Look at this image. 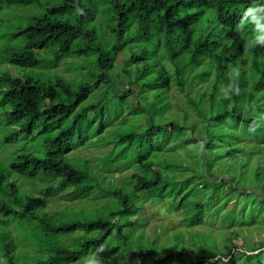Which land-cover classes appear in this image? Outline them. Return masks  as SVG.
<instances>
[{
	"label": "trees",
	"instance_id": "1",
	"mask_svg": "<svg viewBox=\"0 0 264 264\" xmlns=\"http://www.w3.org/2000/svg\"><path fill=\"white\" fill-rule=\"evenodd\" d=\"M6 1L27 4L36 0ZM80 2L59 0L55 6L60 10L25 24L24 48L9 51L7 57L18 76L12 78L7 72L0 80V117L10 122L12 130L1 129L0 123V260L31 264L29 253L37 248L31 252L37 257L34 264H78L114 239L138 250L139 257L150 253V264H160L164 258L178 264H264V235L250 238L252 247L235 243L239 235L228 233L220 237L197 233L186 239L176 231L162 245L157 240L144 242V236L138 235L147 244H136L139 247H134L133 239L135 232L142 231L138 214L149 199H170V210L184 209L188 230L203 226L212 205L218 224L248 223L245 208L251 201L238 208L244 191L237 187L233 174L239 164L241 172L254 166L253 155L264 151L260 150L264 147V44L245 48L261 34L253 19L264 17V0H112L113 36L103 39L91 25L95 10L85 15L81 9L76 23L65 18L66 10L72 11ZM248 11L254 17L246 15ZM81 42L96 52L101 74L95 75V83L75 88L67 80L46 82L25 73L43 59L52 57V63L59 65L87 55ZM42 50L50 52L46 56L37 53ZM121 75L133 78L127 87L118 81ZM193 83L209 89L193 92ZM174 91L185 99L187 110H193L195 120L186 110L171 111ZM40 121L44 132L61 125L57 136L46 143L54 150L22 152L17 141L33 138ZM14 130H21L22 136ZM81 146L106 148L104 161L119 169L123 161L134 165L133 186L105 190L88 160L68 156ZM10 147L17 152L12 158L6 151ZM71 158L86 161L87 167L79 168ZM263 161H256V171H261ZM219 162L225 165L224 172L214 171ZM110 168L103 166L105 171ZM39 174L60 178L59 190L71 188L73 199L88 198L94 191L109 199L90 221L74 220L64 211L57 216L58 212L45 207L41 195L25 192L15 178L29 181ZM195 181L200 182L198 190ZM204 194L209 200L199 201ZM226 213L230 224L224 220ZM4 219L29 222L36 230L32 240L18 244L12 228L1 223ZM64 239L72 246L64 244ZM223 240L229 242L224 251L218 247ZM167 243L164 256L161 247ZM19 245L25 247L23 253ZM19 252L26 257L23 263Z\"/></svg>",
	"mask_w": 264,
	"mask_h": 264
},
{
	"label": "rangeland",
	"instance_id": "2",
	"mask_svg": "<svg viewBox=\"0 0 264 264\" xmlns=\"http://www.w3.org/2000/svg\"><path fill=\"white\" fill-rule=\"evenodd\" d=\"M90 3L89 0H81L80 5H77L75 9L72 11L66 10L65 18L69 19L72 23L78 22L80 19V11L83 9V12L88 14L91 11L95 10L97 12L96 19L94 24L97 27L99 35L103 39V36L111 37L113 36L112 32V0H93ZM59 4V0H40V1H32L27 4L23 3H8L6 0H0V80H3L7 72L12 74V78L18 76L16 69L12 67L11 58H7L9 51H19L24 48V34L23 29L25 24H28L29 21L32 19L39 17L49 11H58L55 5ZM57 8V9H56ZM116 25V24H115ZM114 25V26H115ZM104 26V28H102ZM102 28V31H101ZM81 50L83 49L87 55L84 56H75L70 59L63 61L59 65H54L52 63V57L43 59L44 61L35 67H31L25 70V73L34 74L40 77L43 81L46 82H55L57 80H67L73 85L75 88H79L78 86L82 83H95L97 81L98 74H101L98 62H97V55L96 52L93 51L91 48L87 46V44L82 43L79 45ZM37 51L38 54L42 56H46L49 52H44L45 50ZM53 54V53H52ZM123 64L124 59L120 60ZM121 68H124L121 65ZM121 73V72H120ZM121 86L124 85L125 87L130 84L133 80L132 77L125 78L121 75L118 78ZM8 80L4 81L3 84L6 86ZM117 83V80H116ZM1 84L2 91L5 90V87ZM120 86V85H118ZM123 87V86H122ZM193 92L200 91L204 93L209 89V87L201 84H192ZM100 91L97 92L92 99L97 98ZM175 98L171 100L172 103V112L178 111L182 112L184 110L188 111L190 117L192 119H196L193 110H187V104L185 99L182 97L181 94L176 93L174 91ZM3 94L0 93V100L2 99ZM90 99V100H92ZM179 115V114H178ZM175 115V116H178ZM182 116V113H180ZM0 123L2 124V128L9 127L11 130L10 122L6 119L0 117ZM19 125H21L19 123ZM44 122L40 121L37 125L35 134L33 138L26 139L25 137H20L17 141L22 152L28 154H41L47 153L49 151H53L54 148L50 147L48 144L46 145L47 141L53 139L57 136V134L61 131V125H52L49 132L43 131ZM227 127V126H225ZM16 132L19 136H22L21 130H14L12 133ZM179 141V140H177ZM27 144L25 145V143ZM173 145V144H172ZM242 145L245 146L246 144L242 142ZM260 150H263V146ZM250 148V147H246ZM257 148V146L252 147ZM6 151L8 152V158L14 157V154L17 152L14 151L13 147L7 148ZM107 149L102 147L97 148H86L81 146L78 149L71 151L68 156L71 157L78 156L83 157L89 161V166L92 173L98 172L99 175V182L102 184L105 190H110L113 188H125L128 190L130 187L133 186L134 180L132 179V175L137 171L134 168V165L128 164V161H123V166L121 169L108 164L107 161L105 162L103 157L106 154ZM130 153H128L129 155ZM129 157V156H128ZM158 157L160 155L158 154ZM254 166L252 164L249 169L242 171V165L235 167L236 172L233 174V180L237 184V187L244 191V196L242 200V204L238 205V208L241 206H245L246 203L251 201L249 208H245L247 211V216H245L246 221L248 223L243 224L242 222H236L235 225L231 227H227L222 225L221 223L218 224V217L213 215V208L215 205L209 206L210 209H207V214L204 217L203 226L192 228L188 230L185 224V217L186 211L181 209L179 211H172L171 209V202L170 199L163 200L161 202L155 200H145L143 201L141 211L138 214L139 222L141 223L142 231L135 232L133 236L134 239V247L140 244L143 246H147L146 243L140 242L138 235L144 236V242H148L146 240H157V245H162L166 239H170L173 233L180 232L184 234L186 239L190 234H213L215 237H220L225 233L239 235V238L235 240V243H241L246 247H252L251 239L253 237H259L264 235V161L261 162V171L258 172L254 168H258L259 166L256 164V161H260L264 159V151L263 152H256L253 157ZM72 159V158H71ZM73 160V159H72ZM251 161V159H250ZM74 163L78 164L79 168H86V161H75ZM105 169L111 167L108 171ZM240 163V162H239ZM216 168L214 171L217 173L225 171L226 167L222 162L216 164ZM261 173V174H260ZM17 181L24 187L26 190L25 192H30L35 197L36 195H41L43 197L42 201L47 209L58 212L57 216L61 215L60 212L68 213L73 216L74 220H87L90 221L94 219L100 210H102L105 205H101L103 202L109 199L108 196L103 195L100 191H94L92 195L88 198H81L82 200H78L76 197L73 199V190L71 188L67 189V191H60L59 184L61 183V179H54L48 178L43 174H39L36 178L30 179L27 181L26 179L15 176ZM229 178V176H226ZM194 184L200 186L199 181H195ZM112 186V187H111ZM213 191V190H210ZM130 191H125V193ZM66 195L67 197L63 199V196ZM71 195V196H70ZM253 196L258 197L257 200L254 201ZM0 199H2L0 194ZM209 197L207 194H204L199 201L207 202ZM234 200H230L229 205H233ZM224 214H220L223 216ZM228 214L226 213L224 220L226 221V217ZM66 217V216H64ZM257 217H260L256 219ZM256 219V220H255ZM231 220L227 223L230 224ZM2 224L5 226L12 228L13 232L15 233L16 242L18 244L24 243L25 240L30 238L32 234H34V228L31 224L27 221H17V220H8L4 219L1 221ZM3 227V226H1ZM2 229V228H1ZM247 236L248 239L243 240V237ZM64 244H69L72 246V242L68 239L63 240ZM170 241V240H168ZM169 243L163 245L161 247L162 255H166L165 248ZM229 244L228 241L223 240L219 244V248L221 250H225ZM1 245V239H0ZM19 249L22 252L25 247L23 245H19ZM37 248L32 250L31 252H36ZM29 253V263L34 264L35 261L34 253ZM20 253V252H19ZM23 253V252H22ZM21 255L20 263L26 259L25 255ZM146 253V252H145ZM93 259H99L101 264H150L152 258L150 257V253L147 255L139 257L138 250H131L129 247H125L122 241L114 239H109L107 246L103 247L102 249L92 252L91 254L84 257L78 264H90ZM162 263L160 264H178L176 262L169 263L171 260L167 259L161 260Z\"/></svg>",
	"mask_w": 264,
	"mask_h": 264
},
{
	"label": "clouds",
	"instance_id": "3",
	"mask_svg": "<svg viewBox=\"0 0 264 264\" xmlns=\"http://www.w3.org/2000/svg\"><path fill=\"white\" fill-rule=\"evenodd\" d=\"M246 15H250V16H253L254 17V13L252 11H248L246 13ZM261 20H264V17H261L259 19H256L254 17L253 19V22L257 25V30L258 32H260L261 34L260 35H257V37L255 38V41H252L248 44L245 45V48L248 49V48H251V47H255L257 43H260V44H264V24H261L260 21ZM235 72V70H234ZM253 131H255L253 129ZM0 264H7L6 261H3V260H0ZM90 264H101L100 260L99 259H93Z\"/></svg>",
	"mask_w": 264,
	"mask_h": 264
}]
</instances>
